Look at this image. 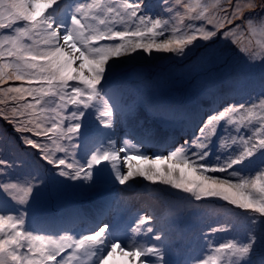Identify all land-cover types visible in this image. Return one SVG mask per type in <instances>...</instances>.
<instances>
[{"label":"snow or ice","instance_id":"6c2138e0","mask_svg":"<svg viewBox=\"0 0 264 264\" xmlns=\"http://www.w3.org/2000/svg\"><path fill=\"white\" fill-rule=\"evenodd\" d=\"M158 7L154 16L143 0H0V86L20 82L0 87V118L30 133L23 143L39 153L36 171L15 180L9 169L24 162L0 159V195L17 205L12 212L0 208V264H111L117 254L125 264H180L168 228L152 215L120 213L117 193L136 178L185 194L180 198L194 211L215 200L239 210L246 240L216 245L217 232L235 228L216 225L203 233L208 247L183 264H264L256 258L264 247V42L247 39L264 36V17L246 15L256 0H227L225 7L160 0ZM220 36L244 54L248 76L260 68L258 95L211 99V114L192 124L182 142L168 143L153 126L122 127L139 107L161 126L182 117L170 103L153 104L143 92L144 73L169 59L154 53H171L180 64L195 57V67L218 62ZM132 81L135 96L126 102ZM234 87L244 91L247 77ZM45 193L98 198L97 219L75 236L34 228L29 210L33 204L40 210ZM71 214L82 215L78 207Z\"/></svg>","mask_w":264,"mask_h":264},{"label":"rangeland","instance_id":"374dc122","mask_svg":"<svg viewBox=\"0 0 264 264\" xmlns=\"http://www.w3.org/2000/svg\"><path fill=\"white\" fill-rule=\"evenodd\" d=\"M210 3H218L219 7H225L227 5V0H208ZM160 0H143L145 6V11L152 13L154 16L160 14V8L158 7ZM257 7L251 13H246L247 16L255 17L259 19L264 17V0H256ZM180 11L183 12L184 9L180 8ZM197 24L201 23L199 21ZM239 23V21H237ZM211 28V25L207 26ZM167 35V34H166ZM163 38V37H162ZM161 38V39H162ZM248 40L252 41L253 46H256L257 42H264V36L257 33L254 36H248ZM199 43H206L204 41H199ZM247 43V40H245ZM214 47L217 50L223 52V57L220 61L202 67V73L197 72V75H200L199 79H190L185 73H180L181 70H178V66H186L195 60V57L188 59L185 63L180 64L178 62H173L172 54L168 53H154L155 56L168 57L169 59H163L155 61L151 66V70L144 73L143 80V92L149 95L153 101L154 105H158L161 102L170 103L176 108L180 109L184 115L177 119L174 123V126H161L157 122V118L154 120L152 117H147V112L144 111L143 107L137 108L134 115L127 116L122 121V127L132 128L137 127L139 123L143 125L147 124L148 126H153L157 129L158 135L162 139H167L168 143H171L173 140L182 142L183 138L186 137V134L191 131V125L196 123L201 116L203 119H207L204 113L209 112L211 104L209 101L211 99L218 100H227L229 103L232 102H244L249 96L258 95L260 92L259 83L255 87L250 86V89L244 90L239 94H234L233 88L231 91H225L224 96H221L217 92H211L210 79L224 80V85L227 83H234L237 79L241 81L247 77V82L250 79L261 80V70L259 67H256L252 70L251 75L248 76V67L244 59V54L241 53L235 44H232L231 41H224L223 37L220 36L216 39V44ZM198 50L197 54H199ZM191 62V64H192ZM142 64H137L135 67H141ZM201 68V67H199ZM225 72V73H224ZM19 81H8L7 85L4 86H18ZM254 85V84H250ZM206 87V89H205ZM137 84L135 81L128 83V88L125 90V101L130 102L134 96L135 92H126L128 89L136 90ZM203 90L205 95L208 93L212 94L207 98L204 94H200ZM206 97V98H205ZM197 102V109L191 110L187 106H193L192 103ZM196 117V119L190 121V126L185 130L180 129L182 126V121L186 119H191ZM152 119V120H151ZM158 125H157V124ZM0 124L3 126L1 134L8 135L10 141L13 142L17 147L20 146V140H22V135H31L30 133H20L15 130L13 124L9 123L8 120L0 118ZM184 131V132H183ZM5 132V133H4ZM177 133H186L184 135H179ZM37 141H42L41 137H32ZM231 143L230 139L227 141ZM219 141H217V146ZM22 147L27 151L26 157L31 159V161H38L39 153L33 149L27 148L22 140ZM151 148V145L148 146ZM18 148V147H17ZM2 149V148H1ZM20 151V150H19ZM2 154V153H1ZM23 154L22 152L19 156ZM62 153H57V156H62ZM123 155V154H121ZM4 156V155H3ZM0 155L1 157H3ZM25 156V155H24ZM215 159V157H213ZM135 163V162H134ZM37 164V163H35ZM36 166V165H35ZM126 171V169H124ZM222 175V174H216ZM22 175L10 177L15 180L17 177L21 178ZM1 178V177H0ZM117 188L121 186L117 185ZM144 189V191H142ZM44 195L48 197L45 198ZM43 195L44 199L42 200L44 205L41 204L39 211H34L35 204H33V210L30 208V214L32 216L29 218L32 222V226L35 228V220L41 214L43 210H49L51 208L60 209L59 214L63 212L66 218L76 219L80 215L71 214L74 207L80 209V205L83 204L87 199L73 200L70 196H56L50 193H45ZM185 194L179 193L176 190L169 191L167 186L163 185H149L148 182L142 181L141 178H136L135 186L125 188L123 191L117 193V198L122 197L125 204L122 206L119 200V211L124 214L125 217H128L130 213V207L134 198V201L141 203L144 207H138L137 212L132 214L136 216L140 211V214H146L149 210L150 215L156 218V221H159L161 226L168 228L171 236V243L174 250L173 259L180 261V264H183V260L190 255H199L203 250L208 246L205 244L203 233L206 232L209 228L215 227L216 225H235V228L229 232H217L215 234V243L218 245L220 242L226 241L227 239L236 237L240 240H246V229L243 227L242 218L237 216L236 213L238 209H234L231 205H226L225 202L220 200H215L210 203L202 205L198 210H195L187 203L186 200L181 199L180 197ZM2 196L4 203L1 208L6 211L12 212L15 211L17 205L10 199ZM118 200V199H117ZM89 202V203H88ZM88 203V204H87ZM98 198H89L83 208L85 216L89 218H96V213L92 209L97 205ZM215 203H218L217 206ZM173 207H177V210L170 211ZM144 208V209H142ZM81 210V209H80ZM82 213V212H81ZM107 213H105V216ZM82 216V215H81ZM105 217H103L104 219ZM50 222H54L52 218H48L47 225L43 224V230L48 232L50 229ZM43 223V221H42ZM155 223V221H154ZM56 229L52 232L56 233ZM70 236H73L72 233H67ZM65 235L63 232L57 236ZM70 252L71 250H67ZM63 255V254H62ZM264 257V247L258 246L256 249V258ZM111 264H125L123 258L119 254L115 255L112 258Z\"/></svg>","mask_w":264,"mask_h":264},{"label":"trees","instance_id":"16d2710c","mask_svg":"<svg viewBox=\"0 0 264 264\" xmlns=\"http://www.w3.org/2000/svg\"><path fill=\"white\" fill-rule=\"evenodd\" d=\"M187 60H185L184 61V63L186 62ZM192 62V61H191ZM191 62L188 64V62H186V66H182V67H180V66H178V70H181V72L180 73H185L184 75H186L187 77H189L190 79H199V77H200V75H197L196 73L197 72H201L202 73V71H203V68L201 67V68H199V67H195L194 66V61L192 62V64H191ZM225 73V72H224ZM200 80V79H199ZM237 81H240L239 79H237L236 80V82ZM244 81V79H241V82H243ZM260 81L261 80H257V79H250L248 82H247V87L245 88V90H247V89H250L249 87L250 86H252V87H255V85H258V83L260 84ZM235 83V82H234ZM234 83L232 84V83H230V84H226V85H224V80H219V83L217 82V80H212V79H210V84H211V87H212V89H211V92H217V94H220L221 93V91H222V94H221V96H224L223 95V93L225 92V91H231L232 89H229L230 87L231 88H233V89H235V87H234ZM250 84H254V85H250ZM126 88H128V84L125 86V90H126ZM205 89H206V87H205ZM133 92V91H136V90H132V89H128L126 92ZM210 92V93H211ZM234 94H239V93H241V92H243V91H241V92H237L236 91V89L234 90ZM210 93H208L207 95H205V92H203V90L200 92V94H204L207 98H209L210 97ZM205 97V98H206ZM193 104V106H187L189 109H191V110H194V109H197L198 107H197V102H194V103H192ZM144 111H146L147 112V115L148 116H152L153 118H157L153 113H150L149 111H147V110H144ZM193 118V117H192ZM187 120V119H186ZM185 121V120H184ZM183 122V121H182ZM171 126H174V124H172ZM0 129H3V126L0 124ZM2 132H1V130H0V155L1 156H3V157H1L2 159H6V160H9V161H17V160H22L24 163H23V165L22 166H20V167H12V168H10L9 169V177H15V176H19V175H22L21 173H22V171L23 170H27L28 171V174H30V173H32V172H34V171H36V164L35 163H37L36 161H31V159H29L28 157H26V154H27V151L25 150H23V149H26V148H24V147H22L21 146V144H22V140H20L19 142H20V146L18 145L17 147H15L16 145L13 143V142H11L10 141V137L8 136V135H4V134H1ZM5 133V132H4ZM2 148V149H1ZM20 150V151H19ZM34 150V149H33ZM34 151H36V150H34ZM23 153V154H21L20 156H19V154L20 153ZM2 153V154H1ZM25 155V156H24ZM27 174V175H28ZM23 176H21V178H22ZM45 196V198L46 197H48L47 195H44ZM42 199H44V197L42 196ZM0 201H1V203H4L3 202V200H2V196L0 195ZM217 206H219L218 205V203H215ZM13 210H15V209H13ZM54 216H56V215H54ZM39 217V216H38ZM37 217V218H38ZM48 215H46L44 218H42L41 217V219H42V221H43V224H47V221H48ZM78 218V217H77ZM68 219H71V218H66L65 217V219L63 220V222H60V220L59 219H57V218H55L53 221L54 222H51V223H56V221L57 222H59V223H62V224H65V225H67V223H69V224H71V225H73L72 227H78V225L79 224H81V223H83V222H86V220H85V217H84V215H83V217L80 219V220H78V221H74V222H70ZM75 224V225H74ZM78 224V225H77Z\"/></svg>","mask_w":264,"mask_h":264},{"label":"bare ground","instance_id":"6f19581e","mask_svg":"<svg viewBox=\"0 0 264 264\" xmlns=\"http://www.w3.org/2000/svg\"><path fill=\"white\" fill-rule=\"evenodd\" d=\"M194 119H196V117H193V118H191V119H187V120L183 121V122H182V126L180 127V129L185 130L187 127L190 126V121H191V120L194 121ZM183 132H184V131H183ZM177 134H179V135H184V134H186V133H177ZM21 174H22V176L24 177V176H26V175L28 174V171H27V170H23ZM1 178H2V177H1ZM117 199L120 200V204H121L122 206H123V205L125 204V202L127 201V200H126V201L122 200L123 198H122L121 196L118 197ZM131 201H133V203L131 204V207H130V210H131V211H130L128 217H132V214H134V213L137 212L138 207H139V208H140V207H144V205H142L141 203L137 202L136 200L134 201V198H132ZM2 205H3V204H1V201H0V208L2 207ZM142 209H144V208H142ZM140 213H142V211H140L138 214H140ZM146 214L150 215L149 210L146 212ZM126 218H127V217H126ZM102 219H103V218H101V220H102Z\"/></svg>","mask_w":264,"mask_h":264}]
</instances>
